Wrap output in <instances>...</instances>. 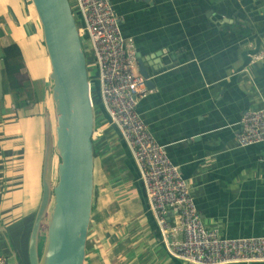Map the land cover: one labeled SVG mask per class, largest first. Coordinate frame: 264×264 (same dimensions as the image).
I'll return each mask as SVG.
<instances>
[{"label":"crops","instance_id":"0c3cea01","mask_svg":"<svg viewBox=\"0 0 264 264\" xmlns=\"http://www.w3.org/2000/svg\"><path fill=\"white\" fill-rule=\"evenodd\" d=\"M110 2L148 72L149 91L136 110L179 165L203 223L224 237L264 235V141L239 145L235 137L242 112L264 105V0ZM37 27L23 0H0V47L16 43L27 74L43 90L37 77L48 60ZM35 60L41 62L38 75L30 69ZM94 92L92 130L100 132L91 135L93 189L83 264H188L166 253L134 160L107 121L96 81ZM1 100L0 252L8 258L17 253V264L27 261L39 199L44 116L29 117V106L13 108L3 90Z\"/></svg>","mask_w":264,"mask_h":264},{"label":"built area","instance_id":"2783aa9c","mask_svg":"<svg viewBox=\"0 0 264 264\" xmlns=\"http://www.w3.org/2000/svg\"><path fill=\"white\" fill-rule=\"evenodd\" d=\"M69 3L78 15L76 29L85 54L91 106L94 79L107 121L116 128L134 160L166 253L188 264L264 262V235L224 237L203 223L179 165L171 161L139 116L137 100L149 90L137 69L133 40L121 33L110 0ZM261 55H251L250 61ZM235 137L239 145L264 141V105L242 112ZM0 264L13 263L0 252Z\"/></svg>","mask_w":264,"mask_h":264},{"label":"water","instance_id":"95a60500","mask_svg":"<svg viewBox=\"0 0 264 264\" xmlns=\"http://www.w3.org/2000/svg\"><path fill=\"white\" fill-rule=\"evenodd\" d=\"M30 2L49 65L54 138L46 115L40 196L27 237V264H83L93 189V115L85 54L76 29L78 15L69 0ZM137 63L138 72L149 85L148 72L139 57ZM1 92L0 71V105ZM51 153L56 160V179L52 183ZM44 217L45 237L39 250V231Z\"/></svg>","mask_w":264,"mask_h":264},{"label":"trees","instance_id":"16d2710c","mask_svg":"<svg viewBox=\"0 0 264 264\" xmlns=\"http://www.w3.org/2000/svg\"><path fill=\"white\" fill-rule=\"evenodd\" d=\"M73 12L75 13V11ZM76 22L78 23V18H76ZM0 71L2 90L11 94L12 104L15 105V108H24L29 100L36 102L40 98L42 86L40 84L37 85L27 74L16 43L0 48ZM94 81V79H91L93 106L96 103ZM91 142L94 153L95 146L93 141Z\"/></svg>","mask_w":264,"mask_h":264},{"label":"rangeland","instance_id":"374dc122","mask_svg":"<svg viewBox=\"0 0 264 264\" xmlns=\"http://www.w3.org/2000/svg\"><path fill=\"white\" fill-rule=\"evenodd\" d=\"M23 1L25 2L26 6H28L29 11H31V12L33 11L34 12L30 0H23ZM37 29L39 31L38 34H39L41 42H42V37H41V31H40L39 24H38ZM83 44L86 45V41L85 40L83 41ZM2 47L3 46H1L0 48H2ZM39 63H41V62L38 61V60H35L34 62L30 63V69L32 71V74L35 75V73L33 72L32 68L35 69L36 75L39 74V67H41V64H39ZM44 68H45L44 69V73H43L41 79H40V77H37L39 79V80L38 79L37 80L40 81V83L42 82L43 87L45 85H46V87L42 90L41 96L36 102H33L31 100H29L27 102V106H29V107H28V109H26V113H28L27 115L29 117H31L33 115H36L38 117V116H41V114H43V116L47 115L49 123H50L51 136H52V138H54V134H53V131H52V115H51L52 110H53V102H52L51 97H50V86H51L50 83H51V81H50V79L48 78V75H47L48 69H49L48 63H46V65H44ZM13 108H15V105H13ZM19 111L20 110H18V112ZM55 162H56L55 156H54L53 153H51V157H50V182L51 183L55 181ZM39 196H40V191H39ZM50 203H51V201H50ZM45 223H46V218L44 217L43 221L41 223L40 231H39V241H38L39 250H41V247H42L41 245L43 244L44 237H45ZM15 259H20L18 257L17 253H15L12 258L9 257V260H10L11 263H13L15 261ZM17 264H27V261L25 259L22 262H17Z\"/></svg>","mask_w":264,"mask_h":264},{"label":"bare ground","instance_id":"6f19581e","mask_svg":"<svg viewBox=\"0 0 264 264\" xmlns=\"http://www.w3.org/2000/svg\"><path fill=\"white\" fill-rule=\"evenodd\" d=\"M43 221V220H42ZM42 221H41V223H42Z\"/></svg>","mask_w":264,"mask_h":264}]
</instances>
